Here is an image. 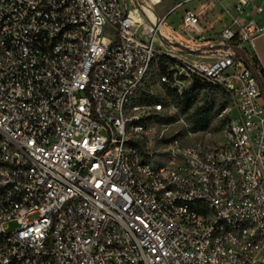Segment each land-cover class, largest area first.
Here are the masks:
<instances>
[{
    "label": "built area",
    "instance_id": "2783aa9c",
    "mask_svg": "<svg viewBox=\"0 0 264 264\" xmlns=\"http://www.w3.org/2000/svg\"><path fill=\"white\" fill-rule=\"evenodd\" d=\"M162 1L0 0V264L264 262V0ZM193 78L224 135L155 136Z\"/></svg>",
    "mask_w": 264,
    "mask_h": 264
},
{
    "label": "rangeland",
    "instance_id": "374dc122",
    "mask_svg": "<svg viewBox=\"0 0 264 264\" xmlns=\"http://www.w3.org/2000/svg\"><path fill=\"white\" fill-rule=\"evenodd\" d=\"M179 1L182 0H163L162 3L154 6L153 10L157 16H160ZM203 1L204 0H192L182 4L166 17L164 24L166 26H169V28L177 30L181 26V17L184 10H198L200 3H202ZM220 1L227 5L231 2V0ZM215 11L216 13L220 11L219 4H216ZM221 26L222 24L220 22H216L215 31H219ZM176 37L180 41H186L185 38L180 34H177ZM259 43H264V35L257 38L254 42L256 47L259 45ZM199 44H202V42L198 41L194 45ZM257 48L259 51V46ZM259 55L260 58H264V53L261 54V52L259 51ZM198 100V103L206 102L210 110V123L206 130L198 131L195 133L190 132L188 121L189 112L185 114L180 113L177 109L178 101L175 97H173L171 98V104H169L167 109L161 112L162 114L161 116H159L163 120L156 121L154 124L151 125L154 135L157 136L162 134V136L166 138L180 137L182 138L181 142L184 145H191L193 143L203 141L204 139L208 138H221L224 135L227 123L226 117L228 116V107L230 105V100L228 96L224 91L220 89H214L212 91L200 94L198 96ZM258 264H264V262H260Z\"/></svg>",
    "mask_w": 264,
    "mask_h": 264
},
{
    "label": "trees",
    "instance_id": "16d2710c",
    "mask_svg": "<svg viewBox=\"0 0 264 264\" xmlns=\"http://www.w3.org/2000/svg\"><path fill=\"white\" fill-rule=\"evenodd\" d=\"M159 65L163 66L161 61L159 62ZM259 71L261 73L264 72V68L259 67ZM214 89L219 88L207 82H200L197 78H193L192 82L188 88L184 90L181 96H172V98L175 97L178 101L177 109L180 113L185 114L189 112L188 121L190 132L195 133L208 128L210 123V110L206 102L198 103V96ZM159 116L161 115H156L153 118H155L157 121L163 120Z\"/></svg>",
    "mask_w": 264,
    "mask_h": 264
},
{
    "label": "crops",
    "instance_id": "0c3cea01",
    "mask_svg": "<svg viewBox=\"0 0 264 264\" xmlns=\"http://www.w3.org/2000/svg\"><path fill=\"white\" fill-rule=\"evenodd\" d=\"M261 36H262V35H261ZM259 37H260V36H259ZM259 37H258V38H259ZM258 46H259V48H260L259 51L261 52V54L264 53V50H262V49H264V48H262V47H264V43H261V44L259 43ZM258 46H257V47H258ZM257 47H256V45H254L255 54H256V56H257V59H258L260 65H261V67L264 68V58H260L259 51H258V48H257Z\"/></svg>",
    "mask_w": 264,
    "mask_h": 264
},
{
    "label": "bare ground",
    "instance_id": "6f19581e",
    "mask_svg": "<svg viewBox=\"0 0 264 264\" xmlns=\"http://www.w3.org/2000/svg\"><path fill=\"white\" fill-rule=\"evenodd\" d=\"M149 15L151 16L152 19H154L153 15H151L150 13H149Z\"/></svg>",
    "mask_w": 264,
    "mask_h": 264
}]
</instances>
